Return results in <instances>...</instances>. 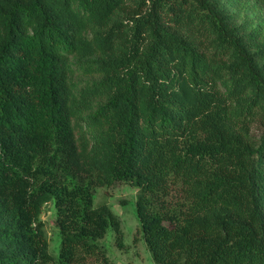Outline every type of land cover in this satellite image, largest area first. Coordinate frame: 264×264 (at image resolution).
I'll list each match as a JSON object with an SVG mask.
<instances>
[{
    "label": "trees",
    "instance_id": "trees-1",
    "mask_svg": "<svg viewBox=\"0 0 264 264\" xmlns=\"http://www.w3.org/2000/svg\"><path fill=\"white\" fill-rule=\"evenodd\" d=\"M118 183L155 264H264V0H0V264H114Z\"/></svg>",
    "mask_w": 264,
    "mask_h": 264
},
{
    "label": "rangeland",
    "instance_id": "rangeland-1",
    "mask_svg": "<svg viewBox=\"0 0 264 264\" xmlns=\"http://www.w3.org/2000/svg\"><path fill=\"white\" fill-rule=\"evenodd\" d=\"M232 11L237 16V10L232 9ZM239 20L240 22L252 20L255 25L259 24L250 7H245ZM261 131L260 126L254 128V133L257 136L261 134ZM137 195V188L124 183H118L112 187L98 188L95 191V206L109 205L121 221L124 249L117 246L116 234L112 228L108 230L106 237L101 241L114 264H155L143 238L141 222L137 215ZM42 220L46 224L50 252L58 256L61 236L56 223V211L53 204L45 207Z\"/></svg>",
    "mask_w": 264,
    "mask_h": 264
}]
</instances>
